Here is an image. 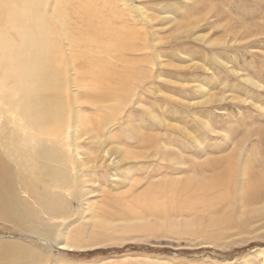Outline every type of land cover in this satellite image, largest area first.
I'll list each match as a JSON object with an SVG mask.
<instances>
[{
	"label": "rangeland",
	"instance_id": "1",
	"mask_svg": "<svg viewBox=\"0 0 264 264\" xmlns=\"http://www.w3.org/2000/svg\"><path fill=\"white\" fill-rule=\"evenodd\" d=\"M59 1H42L53 51L40 0H0V149L44 193L35 136L60 144L78 127L87 187L72 184L49 237L0 215V240L34 245L35 264H264V202L241 197L264 176V0ZM62 23L75 40L92 25V43L71 45ZM90 137L105 158L86 151Z\"/></svg>",
	"mask_w": 264,
	"mask_h": 264
},
{
	"label": "bare ground",
	"instance_id": "2",
	"mask_svg": "<svg viewBox=\"0 0 264 264\" xmlns=\"http://www.w3.org/2000/svg\"><path fill=\"white\" fill-rule=\"evenodd\" d=\"M42 1L43 0H40V3L42 5V10L38 12L37 19H36V24L39 26L38 34H39L41 39H46L47 41L50 42L52 50L54 48L56 50L55 44L52 41L45 38V34L43 33V31L45 29L49 33H50V30L48 28H46L44 21H43V18H42L43 17L42 16V13H43V2ZM83 1L84 2H89V1L91 2V0H83ZM56 3L59 4L60 1L56 0ZM83 13H85V12L82 10V14ZM86 14H88V12H86ZM99 26H101V25H99ZM98 29H99V27H98ZM79 31L81 33V37L79 38L80 40H75L76 37H74L72 32L67 29V25L65 23H62V35L70 42L71 45H77V43H79V44L82 43L83 45L89 46L90 43H92L91 38L96 33V28L90 24L89 25L86 24L85 27L81 26ZM97 44H99V43H97ZM110 45H112V42H110ZM91 46H93V45H91ZM95 55H97V54L95 53L94 56ZM85 58H87V56H85ZM74 68H77V67H74ZM90 71H92V74L97 73V75H99V76L103 72L102 70H95V67H92V70H89V72ZM84 73L88 74V70L85 71ZM98 73H100V74H98ZM93 76H95V75H93ZM93 76H91V77H93ZM114 77L117 78V76H114ZM94 79H96V78H94ZM106 79H108V78H106ZM109 79H110V77H109ZM77 80H79V77ZM80 81H81V78H80ZM98 83H100V82H98ZM102 83H103V81H102ZM81 87H82V85H81ZM86 87H87V85H86ZM103 87H105V85ZM108 87H110V86H106V88H108ZM105 91H107V89ZM117 93L120 96L126 95L125 92H123L121 90L118 91ZM100 122H98V123H100ZM105 124L104 125L98 124V126L102 125V127H103V126H105ZM261 131H264V130H261ZM57 134L60 135V137L62 138V142L60 144L54 143L52 140L42 136L40 133L37 134L35 136V139H34L35 156L40 163H45L47 166L45 187H44L45 192L44 193H42L41 189H40V193H39L31 185L26 184L24 179L16 178L12 172L11 161L7 160L3 156V151L0 149V215L5 217L4 218L5 221L12 222L14 224V226L15 225L18 227L20 226V230H22V231H28V232H31L33 234L44 235L47 237H49L50 236L49 234L55 230V228L57 227L58 221L67 216L69 206L71 204L73 205V202H74L73 199H76V196L73 195L74 191H71L72 184L75 181H77L79 178L82 180L81 182L77 183L74 186L73 189L76 190L80 186H82V187L86 186L87 187L86 181H88V179L86 180L84 177L85 173L83 174V172H82V167L86 163H77V157L76 156L80 157V154H82L81 153L82 151L80 148L85 147L84 145H82L80 143V136H79L80 133H79L78 127H77L76 134L73 137L70 135V130L67 131L66 129L60 133H57ZM97 134H99V133H97ZM52 135H56V133H52ZM90 138H92V139H90L89 144L87 143V145L89 147L85 148L86 151H89V149H91V150H93L91 152L92 155L96 154V157L98 155H101V158H105L106 155L103 154L102 144L94 142L93 137H90ZM192 139L195 140V137H192ZM107 140L110 143H114L113 138H107ZM47 147L50 149L49 153H45V150ZM109 151H110V153H114L116 155L118 154V156L121 155L120 153H117L114 150H109ZM164 152H166V151H164ZM160 153H162V152H160ZM158 154H159V152H158ZM51 155H54V162H51L48 160V157H50ZM124 155H125V160L132 158L127 153ZM44 156H46L47 158H44ZM89 157H90V155L87 156V159H89ZM137 157H140V156H137ZM135 158L136 157H134V160H135ZM225 161H227V159H225ZM262 161L264 162V159H262ZM250 163L249 164L245 163V164L250 165ZM216 166L218 167L220 165H216ZM220 167H222V166H220ZM35 169H36L35 166H29V167H27V169L25 168V171H26V173H28V175L30 177L34 176V177H37L39 179H42L43 176L40 175L39 170H35ZM222 172H223V169L221 171L218 170L219 176L223 174ZM134 178L132 177V179H134ZM130 179L131 178H129V180ZM92 182L94 184V181H92V179H91V183ZM218 183L225 185V181H223L222 179H218ZM21 184L23 185V188H24L23 192L29 196L28 198H22L21 193H20L22 191H20L21 189H19ZM233 185H235V184H233ZM213 187L215 189L218 188L217 186H213ZM59 189L67 190V193L65 194V192L60 191ZM88 193L89 192H86L83 195L84 196V200H83V202H84L83 206L84 207H86L85 204L88 203L87 202L88 201V198H87ZM227 193H228V191H227ZM241 197H242L245 205L248 203L250 204V202H253L254 204L264 202V176H262L261 174L256 172L255 176L250 179V184H249V186L246 187L245 191L241 194ZM171 199L174 200L173 197ZM224 199H226V197H224ZM229 199H230V197H229ZM174 202H175V200H174ZM91 205H93V204H91ZM35 206H37L39 209L37 210ZM260 208L263 211V213H260V214L263 215L264 214V203ZM34 210H37V211H34ZM256 211L259 212L261 210L256 209ZM256 211H254L253 213H255ZM116 212H118V211H116ZM246 213H248V212L246 211ZM250 213H251V211H250ZM96 214H95V216H97ZM98 216L100 217L101 215L99 214ZM249 217H251V216L248 215L247 218H249ZM129 219H131V217ZM97 221L99 223H101L100 220H97ZM35 222H39V224H40L39 230L35 229V227L33 229V224ZM105 225L107 226V228L110 227L111 229L114 228V226L116 227V224L113 223V221L112 222L107 221V223ZM40 231H43V232H40ZM60 231H61V229H60ZM66 236H67L66 233L64 235H62L63 240L66 238ZM4 240L5 239H3V241L0 240V264H35V261H33L34 260L33 252H36L38 250V248L33 247L34 245L32 246L28 243L25 244L26 242L24 243V242H21L20 240L19 241L15 240V239H14L15 241H4ZM63 240H61V242H63ZM63 245H65V244H63ZM262 254L264 255V253H262Z\"/></svg>",
	"mask_w": 264,
	"mask_h": 264
}]
</instances>
